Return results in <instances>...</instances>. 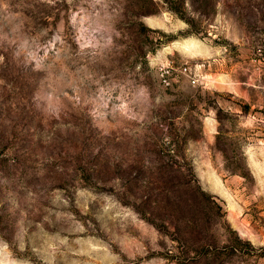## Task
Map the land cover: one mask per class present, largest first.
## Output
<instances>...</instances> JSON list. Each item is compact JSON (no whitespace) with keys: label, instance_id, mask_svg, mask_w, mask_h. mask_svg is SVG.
Wrapping results in <instances>:
<instances>
[{"label":"rangeland","instance_id":"rangeland-1","mask_svg":"<svg viewBox=\"0 0 264 264\" xmlns=\"http://www.w3.org/2000/svg\"><path fill=\"white\" fill-rule=\"evenodd\" d=\"M166 2L0 0V264H264V0Z\"/></svg>","mask_w":264,"mask_h":264},{"label":"trees","instance_id":"trees-1","mask_svg":"<svg viewBox=\"0 0 264 264\" xmlns=\"http://www.w3.org/2000/svg\"><path fill=\"white\" fill-rule=\"evenodd\" d=\"M164 2H166V0H163ZM167 3V2H166ZM151 4H153V6L155 7V10H153L152 12H151V14H154L155 13V11H156V4L154 3V2H152L151 1ZM170 10H172L173 12H175L176 14H178V15H180V17L182 18V19H184L190 26L192 25V23L190 22V20L189 19H187V18H184L183 16H182V14L180 13V11L177 9V8H175V7H170ZM141 27H143L144 29H145V31H150L148 28H146V27H144V26H142L141 25ZM214 201H216V200H214ZM240 242V241H239ZM245 245H247L249 248H251V245L249 244V243H246Z\"/></svg>","mask_w":264,"mask_h":264},{"label":"bare ground","instance_id":"bare-ground-1","mask_svg":"<svg viewBox=\"0 0 264 264\" xmlns=\"http://www.w3.org/2000/svg\"><path fill=\"white\" fill-rule=\"evenodd\" d=\"M193 48H194V45L192 42H187L184 45V50H186V52H192Z\"/></svg>","mask_w":264,"mask_h":264},{"label":"built area","instance_id":"built-area-1","mask_svg":"<svg viewBox=\"0 0 264 264\" xmlns=\"http://www.w3.org/2000/svg\"><path fill=\"white\" fill-rule=\"evenodd\" d=\"M183 72L187 74V73H188L187 68H185ZM190 80H191V83H192L193 85H196V84H197V80H196L195 78H190Z\"/></svg>","mask_w":264,"mask_h":264}]
</instances>
